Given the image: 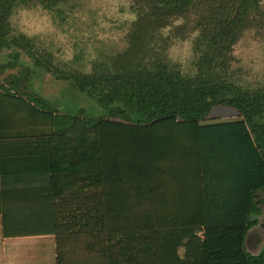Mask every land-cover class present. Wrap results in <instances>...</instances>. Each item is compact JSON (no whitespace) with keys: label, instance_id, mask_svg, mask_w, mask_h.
Returning a JSON list of instances; mask_svg holds the SVG:
<instances>
[{"label":"trees","instance_id":"16d2710c","mask_svg":"<svg viewBox=\"0 0 264 264\" xmlns=\"http://www.w3.org/2000/svg\"><path fill=\"white\" fill-rule=\"evenodd\" d=\"M17 1L0 0V13ZM257 1L134 0L135 33L198 11L201 56L191 75L160 56L77 74L105 118L0 85V139L17 162L13 179L0 171L3 237L53 241L56 264H264V248H246L264 218V91L228 72V47ZM256 20L264 30V12ZM219 106L240 118L206 122Z\"/></svg>","mask_w":264,"mask_h":264},{"label":"rangeland","instance_id":"374dc122","mask_svg":"<svg viewBox=\"0 0 264 264\" xmlns=\"http://www.w3.org/2000/svg\"><path fill=\"white\" fill-rule=\"evenodd\" d=\"M139 12L134 0H18L9 16L0 13L7 40L0 52V85L29 99H52L61 113L69 109L77 115L105 118L97 99L74 85L80 78L77 74L90 75L104 66L114 71L116 64L136 56L146 62L150 56H160L183 74H194L195 62L201 56L197 39L202 34L197 22L200 13L172 18L154 33L145 25L135 33ZM260 12H264V0L251 8L248 22L229 45L228 72L233 83L264 91V30L256 20ZM239 118L235 109L219 106L206 122ZM259 200L264 213V196ZM258 220L261 224L250 230L246 242L253 255L264 248V218ZM78 260L87 259L81 255Z\"/></svg>","mask_w":264,"mask_h":264},{"label":"crops","instance_id":"0c3cea01","mask_svg":"<svg viewBox=\"0 0 264 264\" xmlns=\"http://www.w3.org/2000/svg\"><path fill=\"white\" fill-rule=\"evenodd\" d=\"M17 115H14L16 118ZM20 117V114L18 115ZM17 126L11 127L12 131H7L8 134H13L14 136L18 134ZM20 127V126H19ZM2 133H5L2 130ZM4 134V135H5ZM0 139V171H3L6 176V180L13 179L12 177H7L6 173H11L15 170L17 166L15 163L7 159V143L3 144ZM5 148V160H2V148ZM1 178V175H0ZM3 180V179H2ZM0 188L9 186L5 181V185ZM46 243V242H45ZM44 242H37L35 238H12L6 239L3 237L2 233V222L0 216V264H56V246L52 241L50 244H45Z\"/></svg>","mask_w":264,"mask_h":264}]
</instances>
